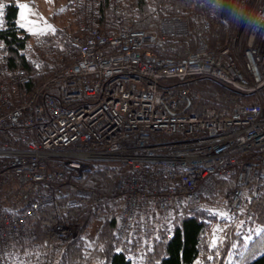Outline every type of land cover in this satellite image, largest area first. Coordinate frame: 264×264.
I'll list each match as a JSON object with an SVG mask.
<instances>
[{
	"label": "built area",
	"instance_id": "2783aa9c",
	"mask_svg": "<svg viewBox=\"0 0 264 264\" xmlns=\"http://www.w3.org/2000/svg\"><path fill=\"white\" fill-rule=\"evenodd\" d=\"M119 1L106 0L114 28L103 31L99 0H70L76 33L63 38L52 30L26 51L34 69L48 72L39 84L0 61V130L22 131L17 147L0 139V191L15 195L11 206L0 196V264H12L18 243L15 264L57 261L61 243L78 226L55 225L59 241L40 248L29 219L65 196L88 162L116 168L109 189L73 184L69 202L121 199L115 234L133 264L146 256L131 247L135 227L142 229L143 248L158 219L170 238L174 214L214 195L215 177H234L223 201L231 217H240L239 228L252 222L250 204L264 201V0H230L233 16L221 12L228 44L217 50L209 48L211 25L202 14L192 24L167 16L154 29L134 30L120 21ZM186 36L193 47L185 57L153 50L159 39ZM200 77L256 103L236 104L226 117L213 110L175 114L179 100L199 97L184 83Z\"/></svg>",
	"mask_w": 264,
	"mask_h": 264
},
{
	"label": "trees",
	"instance_id": "16d2710c",
	"mask_svg": "<svg viewBox=\"0 0 264 264\" xmlns=\"http://www.w3.org/2000/svg\"><path fill=\"white\" fill-rule=\"evenodd\" d=\"M65 2L72 28L69 29L67 25L65 28L55 29L63 34V38L76 33L70 0ZM99 2L101 18L98 27L103 31H112L114 16L106 0ZM119 4L120 21L129 24L134 30L154 29L158 20L167 16L181 17L192 24L202 14L211 25L209 48L217 50L228 44V29L219 14L221 0H120ZM3 7L5 23L0 29V61L7 63L11 69L23 68L30 84H39L47 78L48 72H38L26 56L32 42L17 24L18 5L15 0H4ZM192 47V37L186 36L159 39L153 50L159 56L182 58ZM158 84L168 88L179 86L173 82L161 81ZM184 85L201 87V95L197 99L179 100L175 114L204 116L208 110H213L219 117H226L236 104L256 103L253 98L211 78L190 79ZM20 133L21 129L0 130V139L8 141L11 147H17V136ZM115 171L116 168L109 163L88 162L82 174L73 178L72 184L64 188L65 196L38 208L29 219L40 248L59 241L53 233L55 225L78 226L75 235L61 243L58 259L54 264H133L122 241L115 234L123 205L121 199H83L76 204L69 202L73 184L105 192L109 189ZM214 185V195L198 204L185 205L180 213L174 214L170 238L164 235L161 230L162 219H158L151 224L158 229L157 233L152 230L146 233V243L149 246L143 248L142 229L135 227L131 247L146 253L139 264H264V201L258 200L250 204L252 222L239 228L240 217L226 215L228 208L223 201L225 193L233 188L234 177H215ZM1 195L5 194L0 191ZM14 196V193L5 195L7 205L14 204ZM95 220L100 221V226L96 235L89 238L90 225ZM137 221H141V218ZM216 221L222 227L212 230V223ZM254 246L255 249L252 248ZM248 247L252 248L250 251L254 249L253 254L245 252ZM21 252L22 245L18 243L14 246L12 264H15Z\"/></svg>",
	"mask_w": 264,
	"mask_h": 264
},
{
	"label": "rangeland",
	"instance_id": "374dc122",
	"mask_svg": "<svg viewBox=\"0 0 264 264\" xmlns=\"http://www.w3.org/2000/svg\"><path fill=\"white\" fill-rule=\"evenodd\" d=\"M18 5L17 24L29 35V41L35 42L43 34L55 30L57 28H72L71 18L66 8L65 0H15ZM234 3V2H233ZM233 13V5L230 0H222L219 8L220 18L223 16L221 12ZM227 14V15H228ZM233 16V15H232ZM225 17V16H224ZM195 94L201 95V87H191ZM229 212H226L228 215ZM100 221H93L89 229V238L96 235ZM222 225L218 221L212 223V230L221 229ZM260 246V245H258ZM255 249V246L252 247ZM251 247L246 249L248 255L253 254ZM244 252V257H245Z\"/></svg>",
	"mask_w": 264,
	"mask_h": 264
},
{
	"label": "bare ground",
	"instance_id": "6f19581e",
	"mask_svg": "<svg viewBox=\"0 0 264 264\" xmlns=\"http://www.w3.org/2000/svg\"><path fill=\"white\" fill-rule=\"evenodd\" d=\"M179 107V106H178ZM230 112V111H229ZM227 218V217H226ZM236 228V227H235ZM254 229V228H253ZM257 229V228H256ZM211 231V230H210Z\"/></svg>",
	"mask_w": 264,
	"mask_h": 264
}]
</instances>
